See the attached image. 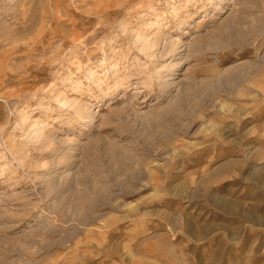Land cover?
I'll use <instances>...</instances> for the list:
<instances>
[{
    "label": "rangeland",
    "instance_id": "obj_1",
    "mask_svg": "<svg viewBox=\"0 0 264 264\" xmlns=\"http://www.w3.org/2000/svg\"><path fill=\"white\" fill-rule=\"evenodd\" d=\"M261 182L263 0H0V264H264Z\"/></svg>",
    "mask_w": 264,
    "mask_h": 264
},
{
    "label": "bare ground",
    "instance_id": "obj_2",
    "mask_svg": "<svg viewBox=\"0 0 264 264\" xmlns=\"http://www.w3.org/2000/svg\"><path fill=\"white\" fill-rule=\"evenodd\" d=\"M264 1V0H263ZM258 2V1H257ZM263 5V4H262ZM225 27V26H224ZM229 29V28H228ZM220 30V29H219ZM218 32V31H217ZM250 32H252L251 30H246V32H245V34H249ZM254 32V31H253ZM244 34V35H245ZM251 34V33H250ZM230 35V34H229ZM241 33L239 34V35H237L236 34V36L237 37H235V41H234V43H239V42H241L242 41V39H241ZM217 36V35H216ZM141 38V37H140ZM139 38V39H140ZM225 38V37H224ZM138 39V38H137ZM220 40V39H219ZM218 41V40H217ZM142 42H144V41H142ZM220 45L221 46H224L225 45V43H220ZM144 46V45H143ZM149 47V46H148ZM142 48V47H141ZM140 48V49H141ZM147 48V47H146ZM164 51V50H163ZM147 52V51H146ZM151 56V55H150ZM159 56V55H158ZM232 68V67H231ZM237 72V71H236ZM235 73V72H234ZM236 76V75H235ZM172 84V83H171ZM178 85V84H177ZM170 86H173V85H170ZM226 86V85H225ZM206 88H205V86H201L200 88H198V87H195L194 85H192V84H188L187 85V87L183 90V91H181L177 96V98L172 102L171 101V103H169V105L167 106V108H165L164 110H163V113L165 114V113H171V112H174V111H176V110H179V109H182V108H185L187 105H188V100L192 97V96H195V95H199V94H204V93H206ZM168 102V101H167ZM190 103V102H189ZM192 104V103H191ZM190 105V104H189ZM166 107V106H165ZM188 107V106H187ZM158 112V111H157ZM163 113H161V114H163ZM158 114V113H157ZM156 115V114H155ZM122 116V115H121ZM176 116V115H175ZM155 117V116H154ZM177 117V116H176ZM156 118V117H155ZM151 119H153V117H151ZM157 119V118H156ZM156 119H154V120H152V121H155L154 122V124L156 123V124H159V121L158 120H156ZM158 119H159V117H158ZM162 120V119H161ZM166 121V120H165ZM164 122V121H163ZM174 124V123H173ZM159 126H161V124H159L158 125V127ZM164 134V133H163ZM153 136V135H152ZM127 156V155H126ZM119 162H120V160H119ZM235 162V161H234ZM121 165V164H120ZM125 165V164H124ZM125 167V166H124ZM127 167H129V166H127ZM226 167H228V166H226ZM126 169H128V168H126ZM122 170H123V168H122ZM252 176H253V174H252ZM261 177V176H260ZM206 179H208V177H206ZM206 179H204L203 180V182L206 180ZM257 180V179H256ZM260 180V179H259ZM207 181V180H206ZM206 183V182H205ZM262 183V182H261ZM260 183V184H261ZM264 183V182H263ZM262 183V184H263ZM261 184V185H262ZM203 187V186H202ZM263 187V186H262ZM261 187V188H262ZM102 190V189H101ZM207 189H206V187L204 188V191H206ZM264 190V189H263ZM67 198V197H66ZM69 201V200H68ZM74 202V201H73ZM214 202H215V204H217L222 210H227V211H235V212H238V211H240L243 207H242V205H241V203H239L238 201L236 202V201H230V200H226L225 198H222V197H215L214 198ZM89 214V213H88ZM245 217H246V219H248V220H250V221H252V222H254L255 224H264V216H257V217H254L252 214H250V213H248V212H246V215H245ZM84 220H85V218H84ZM87 223V222H86ZM125 228V227H124ZM92 231V230H91ZM195 231H198V232H200V230H198V229H195L194 231H193V233L195 234ZM201 233V232H200ZM133 234V233H132ZM196 234H197V232H196ZM150 256V255H149Z\"/></svg>",
    "mask_w": 264,
    "mask_h": 264
}]
</instances>
